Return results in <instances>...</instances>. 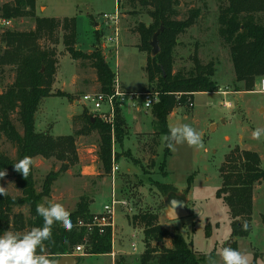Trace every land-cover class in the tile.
<instances>
[{
    "label": "rangeland",
    "instance_id": "obj_1",
    "mask_svg": "<svg viewBox=\"0 0 264 264\" xmlns=\"http://www.w3.org/2000/svg\"><path fill=\"white\" fill-rule=\"evenodd\" d=\"M13 1L0 0V9L4 3ZM223 3L226 0H180L178 7V19L185 18L193 7L200 8L202 15L197 25L178 37L174 71L190 69L193 65L191 57L197 49L204 63H215L216 88L213 92L196 94L193 107L188 103L178 106L176 114L170 117V126L190 124L202 136V149L187 144L176 145V150H169V155L165 157L164 135L155 130L153 109H147L141 101H137V110L131 105V100L122 104L131 131L125 135L122 144L115 142L113 147L120 166L115 181L110 173L103 171L98 159V133L77 138L79 164L57 178L51 196L44 202L61 203L71 213L84 197L90 205L93 204L90 210L96 214L110 201L114 188L117 198L126 199L129 203L128 209L119 208L115 217L112 230L115 255L88 254L80 258L78 264H116L118 261L122 264H141L140 257L146 249L144 226L133 224L132 217L148 210L157 213L160 224L172 233L162 244L153 242L152 246L171 247L174 233H180L204 258L201 264H209V257L216 264H222L217 253L226 246L247 253L251 264H264V180L254 187L252 230L248 237L233 235L234 219L228 205L218 196L222 186L220 168L226 155L234 148L258 152L264 169V136L260 140L252 137L255 129H264V93L259 88L261 79L252 91L235 90L230 51L222 44L218 32L219 6ZM116 10L119 11L117 36L103 17L105 13ZM36 14L56 18L76 17L79 49L91 51L95 47L100 48L125 92L144 87L153 90L147 88L144 69L148 54L134 45L136 40L138 42L136 37H139L135 31L138 23L151 22L139 5H133L130 0H36ZM5 21L8 20L0 17V35L7 29L30 30L34 27L33 18L10 20L9 24ZM115 37L118 40L111 42ZM57 49L59 60L53 91L59 92V95L44 98L36 113L37 131L49 132L52 136L72 134L73 116L86 110L83 95L99 91L90 62L73 60L62 43L57 45ZM13 80L14 71L6 68L0 75L1 89ZM220 89L229 93L220 94ZM226 102L230 103V107L225 105ZM91 111L96 113L93 108ZM138 124L142 128L140 131L135 130ZM0 147L15 157L14 147L4 137H0ZM34 167L40 191L45 177L51 171L59 170L61 162L38 156L34 159ZM162 184L187 194L190 216L180 220L166 217ZM4 187L11 195L20 192L11 175L4 179ZM14 211L29 215L27 207H15ZM83 248L81 253L74 251L72 255H83L86 252L85 246Z\"/></svg>",
    "mask_w": 264,
    "mask_h": 264
},
{
    "label": "trees",
    "instance_id": "obj_2",
    "mask_svg": "<svg viewBox=\"0 0 264 264\" xmlns=\"http://www.w3.org/2000/svg\"><path fill=\"white\" fill-rule=\"evenodd\" d=\"M150 18L146 24L139 22L135 31L139 36L137 48L147 55L145 72L148 88L159 93V100L152 107L155 130L166 135L169 131L168 116L178 106L193 101L196 93L213 92L216 67L213 61L204 63L195 49L190 69L174 71V53L178 37L189 28L197 25L201 9L193 7L187 16L178 19L180 0H130ZM4 20L33 18L34 27L30 30L7 29L0 35V75L6 68L14 71V80L5 89L0 87V137H4L15 149V157L0 147V170L11 175L17 195L7 193L0 196V235L5 231L25 233L32 227L43 225L42 217L36 213V205L45 203L52 193L53 183L71 167L79 164L80 156L77 138L97 132L99 135L98 159L105 173L111 172L113 156V131L115 142L122 144L127 134L126 123L117 109L114 129L98 117L92 120V113L85 110L73 116V133L52 136L49 132L36 129V113L41 101L52 95L58 70L59 52L57 45L62 43L73 60L88 61L95 70L99 91L113 92L116 74L110 67L103 51L93 48L84 51L77 47L76 17H47L36 14V0H14L4 3L0 9ZM218 32L222 44L228 46L234 70L236 91H252L255 84L264 78V0H226L219 6ZM163 25L159 35V53L151 56L153 35ZM45 42L44 44L42 42ZM1 86V83H0ZM15 115V117H14ZM21 130H19V128ZM165 148V157L169 155ZM24 156L33 159L27 179L14 169V164ZM55 159L61 162L57 171H51L44 179L41 190L37 189L34 159ZM115 157L117 154L115 153ZM222 186L218 196L228 205L233 221V235L248 237L252 230L253 191L255 184L264 180V169L258 152L234 148L226 155L220 168ZM166 194L176 190L171 185L162 184ZM46 204V203H45ZM15 207H27L29 215L14 211ZM95 214L90 203L82 198L71 212L72 230L65 231L60 224L53 226L51 240L45 242L47 254L56 260L61 255L74 254L77 246H85L86 252L78 255V260L88 254L106 255L112 252L113 232L106 227L102 235L98 229L88 231L79 226L92 222ZM247 221L248 231L241 225ZM133 224L144 226L146 249L140 257L141 264H201L199 256L180 233H174L172 246H152L153 242L162 244L171 232L159 222L157 213L148 210L132 217ZM116 264H122L118 261Z\"/></svg>",
    "mask_w": 264,
    "mask_h": 264
},
{
    "label": "clouds",
    "instance_id": "obj_3",
    "mask_svg": "<svg viewBox=\"0 0 264 264\" xmlns=\"http://www.w3.org/2000/svg\"><path fill=\"white\" fill-rule=\"evenodd\" d=\"M264 136V129L257 128L253 131V139L260 140ZM163 147L170 151L176 150V145L187 144L192 148H203L204 143L201 134L190 124L171 127L166 135L162 137ZM33 159L24 156L14 164L16 172L27 179L30 174ZM7 175L6 170H0V178ZM7 189L0 186V196H6ZM180 201L173 200L168 208V214L176 218L175 209L182 207ZM36 213L42 217L43 225L32 227L25 233L5 231L0 235V264H58L57 260L51 258L46 252L45 242L51 240L53 226L60 224L65 231H71L73 223L71 213L61 203L48 201L36 205ZM241 228L248 231L249 224L245 221ZM222 264H251L249 255L230 246L223 247L217 253ZM209 264H216L211 257Z\"/></svg>",
    "mask_w": 264,
    "mask_h": 264
},
{
    "label": "built area",
    "instance_id": "obj_4",
    "mask_svg": "<svg viewBox=\"0 0 264 264\" xmlns=\"http://www.w3.org/2000/svg\"><path fill=\"white\" fill-rule=\"evenodd\" d=\"M103 17L106 25L113 32V34L117 36V32L119 31V11L116 10L114 13H105ZM9 23L10 21H5V24ZM112 40L115 41L118 40V38L115 37L111 39V42ZM259 88L264 93V78L259 81ZM218 93L225 95L229 92L227 90L220 89ZM126 100L133 101L132 105L134 107L138 106L137 101H141L145 108L152 109L154 104L159 100V93L153 90L125 92L124 90H122L121 85L116 77L114 81L113 92L111 94L92 92L83 95V101L86 107H88L89 109L93 108L96 113L92 114L95 117H98L104 123L109 124L112 129H114L117 109H121L122 104ZM225 105L227 107H230V103L228 102H226ZM189 106L193 107V101H190ZM112 131L113 143H115L114 130ZM119 170L120 166L115 157V150L113 149L112 167L110 172L113 181H115L116 174ZM121 207L128 209V201L126 199L117 198L116 194L113 193L111 200L104 205L102 211L95 214L92 222L83 223L82 221H79L78 224L79 226L85 227L88 231H91L93 228H97L99 235H102L106 227H111V229L113 230L115 226V217L117 214V210ZM114 244L115 242H113L112 244V256L115 255V252L113 251ZM83 250L84 248L82 245L75 248V251L78 253H81Z\"/></svg>",
    "mask_w": 264,
    "mask_h": 264
},
{
    "label": "water",
    "instance_id": "obj_5",
    "mask_svg": "<svg viewBox=\"0 0 264 264\" xmlns=\"http://www.w3.org/2000/svg\"><path fill=\"white\" fill-rule=\"evenodd\" d=\"M163 25L159 28L158 31H156L153 35L152 41L150 42V45L152 47L151 49V56H156L160 51L159 46V35L163 31ZM92 120H95V117L92 116ZM177 200L180 201L183 205L182 207H178L175 209L176 218H172L168 214V208L170 206L171 201ZM188 197L186 193L179 192L178 190H171L168 191L164 196V206H165V215L169 220H180L185 217H188L191 215V211L188 207ZM58 264H78V258L72 254H66L61 255L57 259Z\"/></svg>",
    "mask_w": 264,
    "mask_h": 264
},
{
    "label": "crops",
    "instance_id": "obj_6",
    "mask_svg": "<svg viewBox=\"0 0 264 264\" xmlns=\"http://www.w3.org/2000/svg\"><path fill=\"white\" fill-rule=\"evenodd\" d=\"M40 16V15H39ZM137 39H138V42H137V40H136V42L134 43V45H138V43H139V37H136ZM139 50V49H138ZM140 51V50H139ZM144 53V52H143ZM146 59H147V57H146ZM113 70V69H112ZM148 85V84H147ZM121 88H122V90H123V87L121 86ZM148 88V87H147ZM144 90H146V87H144L143 89H141V90H135V91H130V92H137V91H144ZM240 92H243V91H240ZM196 94H198V93H196ZM195 94V95H196ZM194 95V96H195ZM193 103H194V99H193ZM132 105V104H131ZM133 106V105H132ZM194 106V105H193ZM137 110H139V108L138 107H135ZM177 109V108H176ZM176 109H174L173 110V112L168 116V126H169V128H171V126H170V117L172 116V115H175L176 114V112H177V110ZM86 110H88V112L89 113H92V111H91V109H89L88 107H86ZM121 115H122V118L125 120V123H126V128H127V133L129 134V132L131 131V127L127 124V121H126V119H125V117H124V113H123V106L121 107ZM94 116V115H93ZM186 115H184V117H185ZM95 117V116H94ZM152 117H153V115H152ZM153 119H154V117H153ZM139 125V124H138ZM139 127H140V125H139ZM138 126L136 127V131H140V130H142V128L140 127V129H137V128H139ZM113 147H114V143H113ZM114 149V148H113ZM115 150V149H114ZM116 153V152H115ZM114 191V192H113ZM113 191H112V194H111V198H112V195H113V193H115L116 194V192H115V189L113 188ZM117 196V195H116ZM111 200V199H110ZM91 207H93V204H91L90 205V208ZM92 210V209H91ZM94 212V211H93ZM119 245H121V242L119 243ZM108 255H111L112 256V252L110 253V254H108ZM113 257V256H112ZM114 258H113V262H114ZM78 263H79V261H78ZM115 263V262H114Z\"/></svg>",
    "mask_w": 264,
    "mask_h": 264
}]
</instances>
